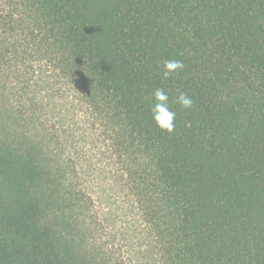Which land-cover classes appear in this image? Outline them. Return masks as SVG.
Instances as JSON below:
<instances>
[{
	"label": "trees",
	"instance_id": "1",
	"mask_svg": "<svg viewBox=\"0 0 264 264\" xmlns=\"http://www.w3.org/2000/svg\"><path fill=\"white\" fill-rule=\"evenodd\" d=\"M0 264H264V0H0Z\"/></svg>",
	"mask_w": 264,
	"mask_h": 264
},
{
	"label": "rangeland",
	"instance_id": "2",
	"mask_svg": "<svg viewBox=\"0 0 264 264\" xmlns=\"http://www.w3.org/2000/svg\"><path fill=\"white\" fill-rule=\"evenodd\" d=\"M121 225H122V224L120 223V224H119V227H120Z\"/></svg>",
	"mask_w": 264,
	"mask_h": 264
}]
</instances>
